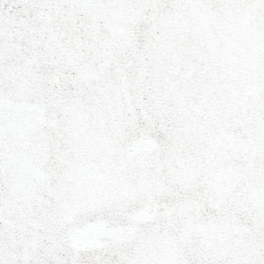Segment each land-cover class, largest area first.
<instances>
[{"label":"snow or ice","instance_id":"snow-or-ice-1","mask_svg":"<svg viewBox=\"0 0 264 264\" xmlns=\"http://www.w3.org/2000/svg\"><path fill=\"white\" fill-rule=\"evenodd\" d=\"M0 264H264V0H0Z\"/></svg>","mask_w":264,"mask_h":264}]
</instances>
